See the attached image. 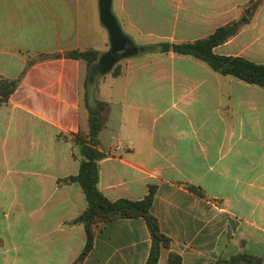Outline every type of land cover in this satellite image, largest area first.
<instances>
[{
	"label": "crops",
	"instance_id": "crops-1",
	"mask_svg": "<svg viewBox=\"0 0 264 264\" xmlns=\"http://www.w3.org/2000/svg\"><path fill=\"white\" fill-rule=\"evenodd\" d=\"M111 10L138 51L115 63L117 75L87 79L86 62L65 52L109 48L98 0H0V79L17 80L0 103V264H72L82 251L85 229L72 220L86 199L62 179L78 172L72 138L88 131L91 97L105 103L98 189L136 200L155 185L150 211L170 239L158 264L170 252L182 264L239 253L264 264V88L151 49L244 19L214 52L264 63V0H111ZM93 229L80 264L146 261L143 218Z\"/></svg>",
	"mask_w": 264,
	"mask_h": 264
},
{
	"label": "trees",
	"instance_id": "trees-1",
	"mask_svg": "<svg viewBox=\"0 0 264 264\" xmlns=\"http://www.w3.org/2000/svg\"><path fill=\"white\" fill-rule=\"evenodd\" d=\"M244 19L232 21L218 27L207 37L192 42L168 43L162 42L151 45V49L160 51H173L177 54L191 55L205 62L213 71L221 75L233 76L246 83L264 88V63H255L242 56L217 54L214 48L233 36ZM69 58L83 59L87 64V79L90 66L98 60L99 52L95 49L78 50L72 49L65 52ZM119 66L112 68L111 74L117 75ZM17 80L0 79V103L6 101L14 91ZM87 87V80H86ZM88 131L77 132L72 141L79 147L80 161L77 174L68 176L62 181L77 182L84 193L86 207L75 218L73 223H80L85 229L86 241L82 251L72 264H80L94 242V224L99 221L107 222L117 218L141 217L144 219L149 236V253L144 264H158V258L162 247L169 245L170 239L166 236L159 225L157 218L151 213L150 207L154 198L155 185H149L147 194L141 199L109 200L99 189V161L104 153L96 147L98 145V133L102 126L101 112L105 103L91 97L88 104ZM188 190L196 195L206 196L199 186L182 183ZM168 264H182L181 257L176 252L168 255ZM216 264H262V261L254 256L239 253L226 259H219Z\"/></svg>",
	"mask_w": 264,
	"mask_h": 264
},
{
	"label": "water",
	"instance_id": "water-1",
	"mask_svg": "<svg viewBox=\"0 0 264 264\" xmlns=\"http://www.w3.org/2000/svg\"><path fill=\"white\" fill-rule=\"evenodd\" d=\"M98 11L100 22L108 32L109 48L90 66V76L108 73L120 59L138 51L132 40L123 33L111 10V0H98Z\"/></svg>",
	"mask_w": 264,
	"mask_h": 264
},
{
	"label": "rangeland",
	"instance_id": "rangeland-1",
	"mask_svg": "<svg viewBox=\"0 0 264 264\" xmlns=\"http://www.w3.org/2000/svg\"><path fill=\"white\" fill-rule=\"evenodd\" d=\"M92 79H94V77L92 78ZM93 83H92V85L95 83V81H92Z\"/></svg>",
	"mask_w": 264,
	"mask_h": 264
}]
</instances>
